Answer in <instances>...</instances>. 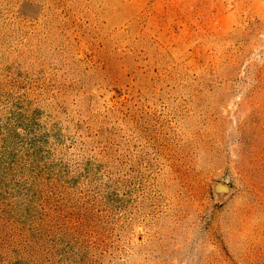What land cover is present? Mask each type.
Masks as SVG:
<instances>
[{
	"label": "rangeland",
	"instance_id": "rangeland-1",
	"mask_svg": "<svg viewBox=\"0 0 264 264\" xmlns=\"http://www.w3.org/2000/svg\"><path fill=\"white\" fill-rule=\"evenodd\" d=\"M0 108L43 264H264V0H0Z\"/></svg>",
	"mask_w": 264,
	"mask_h": 264
},
{
	"label": "trees",
	"instance_id": "trees-1",
	"mask_svg": "<svg viewBox=\"0 0 264 264\" xmlns=\"http://www.w3.org/2000/svg\"><path fill=\"white\" fill-rule=\"evenodd\" d=\"M0 108V264H43L41 232L31 230L15 176L10 119Z\"/></svg>",
	"mask_w": 264,
	"mask_h": 264
},
{
	"label": "water",
	"instance_id": "water-1",
	"mask_svg": "<svg viewBox=\"0 0 264 264\" xmlns=\"http://www.w3.org/2000/svg\"><path fill=\"white\" fill-rule=\"evenodd\" d=\"M214 190L216 194L227 195L230 192L231 187L226 184L216 182L214 185Z\"/></svg>",
	"mask_w": 264,
	"mask_h": 264
}]
</instances>
